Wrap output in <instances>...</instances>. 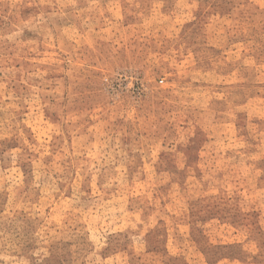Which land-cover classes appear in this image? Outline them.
I'll list each match as a JSON object with an SVG mask.
<instances>
[{"label":"rangeland","instance_id":"1","mask_svg":"<svg viewBox=\"0 0 264 264\" xmlns=\"http://www.w3.org/2000/svg\"><path fill=\"white\" fill-rule=\"evenodd\" d=\"M0 264H264V0H0Z\"/></svg>","mask_w":264,"mask_h":264}]
</instances>
